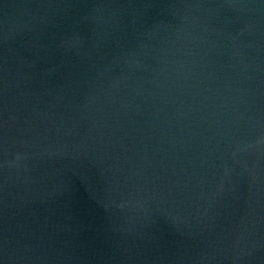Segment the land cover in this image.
<instances>
[{
	"label": "water",
	"instance_id": "water-1",
	"mask_svg": "<svg viewBox=\"0 0 264 264\" xmlns=\"http://www.w3.org/2000/svg\"><path fill=\"white\" fill-rule=\"evenodd\" d=\"M0 264H264V0H0Z\"/></svg>",
	"mask_w": 264,
	"mask_h": 264
}]
</instances>
